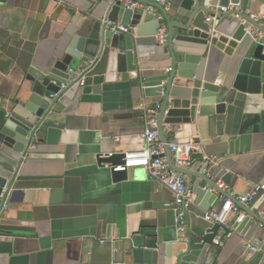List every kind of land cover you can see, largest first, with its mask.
Listing matches in <instances>:
<instances>
[{"label": "crops", "instance_id": "crops-1", "mask_svg": "<svg viewBox=\"0 0 264 264\" xmlns=\"http://www.w3.org/2000/svg\"><path fill=\"white\" fill-rule=\"evenodd\" d=\"M164 1V7L172 9L184 0ZM249 2L245 13L257 15L264 26V0ZM107 6L106 0L0 4V117L22 109L29 68L49 63L83 26L90 28L101 20ZM120 20L121 14L116 24ZM238 21L221 22L219 34L228 32L230 26L236 28ZM153 24H143L141 36L136 26L128 27L129 34L116 39V52L124 50V39L130 35L138 55L152 56L159 36L165 34L162 27L150 36ZM233 54L215 50L207 61L205 74L215 75V84L222 88L221 98L219 93L216 97L225 108L203 118L196 111L192 138L199 143L190 141L193 162L179 168L192 172L183 174L195 202L187 224L192 234L206 231L211 224L203 215L219 210L222 204L219 195L196 202L193 188L204 185L201 176L214 181L227 177L223 182L234 195L264 183V96L223 87L225 75L235 69ZM159 100L144 97L129 74L119 73L116 63L101 58L80 85L60 100L55 120L36 150L19 163V156L0 145V169L7 177L15 175L12 194L0 206V240L11 244L9 253L0 252V264L174 263L186 243L176 231L173 193L139 167L129 168L124 180H115L97 157L140 151L144 108ZM167 139L172 141V134ZM118 161L114 157L105 163L117 165ZM245 208L260 217L264 194ZM241 214V206L234 204L227 225L217 232L223 234L222 244L213 240L203 264H264L261 222L237 223ZM248 244L260 251H250Z\"/></svg>", "mask_w": 264, "mask_h": 264}, {"label": "water", "instance_id": "water-1", "mask_svg": "<svg viewBox=\"0 0 264 264\" xmlns=\"http://www.w3.org/2000/svg\"><path fill=\"white\" fill-rule=\"evenodd\" d=\"M11 1L0 0V4ZM141 2L156 8L160 18L155 13L126 8L121 3L108 4L106 15L101 20H95L90 28L83 26L79 34L73 36L49 63L40 69L29 68L26 73L27 96L22 109L0 117V145L19 156V163L43 143L55 120V109L60 100L69 90L80 85L101 58L116 63L119 73L129 74L144 97L160 99L156 121L163 142H168L167 136L172 134L170 142L173 144H189L191 140L198 144L199 141L192 138L191 127L196 111L199 118L224 111V102L218 101L222 88L215 84L214 74H205L207 61L215 50L223 51L227 56L234 53L236 59L233 73L229 72L224 77V88L230 86L237 92L264 96V36H259L264 35V26L245 13L250 9L249 0H184L178 8L172 9L151 1ZM230 6L236 8L222 13L215 25L205 22V15L213 14L215 8ZM119 14V24L136 26L137 36H141L140 31L144 29L141 26L148 22H153L151 27H155L150 36H156L158 30L164 27V37L159 39L160 44L154 47L152 56L145 59L142 54L138 55L135 40L130 35L124 39V50L116 52V39L124 34L114 35L104 20L116 23ZM233 15L252 25L258 35L247 34L244 24L239 21L236 28L230 26L226 28L228 32L219 34L217 26L224 20L234 19ZM164 155L171 169L192 174L172 166L168 147ZM114 157L119 160L118 164H123V155L98 159V164ZM126 175V171L113 172L115 180H124ZM200 178L204 185L199 183L193 188L196 202L204 196L213 200L217 195H227L217 187L216 181L204 175ZM224 178L219 181L223 182ZM14 180L15 175L7 177L0 169V206L10 198ZM241 208L243 214L238 216L237 223L256 220L264 224L259 216L245 207ZM218 229L219 225L213 224L198 235L189 233L187 229L186 247L178 252L173 264H203ZM10 251L11 244L0 240V252Z\"/></svg>", "mask_w": 264, "mask_h": 264}, {"label": "built area", "instance_id": "built-area-1", "mask_svg": "<svg viewBox=\"0 0 264 264\" xmlns=\"http://www.w3.org/2000/svg\"><path fill=\"white\" fill-rule=\"evenodd\" d=\"M141 1H151L161 6L166 5L164 0H106V2L110 5L121 3L126 8L142 9L150 13H155V15L160 18V14L158 13L156 8L145 5ZM230 9V7L215 8L213 14L206 15L205 22L215 25L221 19V14L228 12V10ZM233 17L244 24L247 34H249L250 36L258 35L252 25L248 24L238 15H233ZM248 17L250 19L256 20L259 23L257 15L248 14ZM104 22L107 23V25L109 26V30L114 35L129 34L128 27H124L120 24L112 23L107 20H104ZM259 36L264 35L259 34ZM162 37H164L163 34L159 36V39H161ZM158 108V104H154L150 107L144 108L143 119L145 127L143 134L141 135L143 147L140 151L128 152L123 154V164L113 165L111 163H100V165L109 168L112 172H122L127 171L132 167H139L145 170L150 178L155 179L159 183L166 186L174 195V202L171 205L174 206L175 210L176 231L181 240L186 243L188 214L191 206L194 205L195 202L192 190L187 185L184 175L170 168L164 153L166 147H168L170 152V162L172 166L175 168H188L193 162L192 156L194 153V149L190 143L180 145L173 144L170 141L163 142L160 139L159 133L157 131L156 121ZM97 157L98 159L111 158L113 157V153L100 154ZM208 161L209 164L211 160ZM202 170L206 172L205 168H203ZM216 185L227 195H219L222 196V207L219 210L205 213L203 215V218L211 225L218 224L219 227L227 225V217L234 204H238L241 207H248L249 205L254 203L260 195L264 194V183L256 184L250 192L241 195H234L233 193L229 192L228 186L221 181H216ZM166 205L169 206L170 204ZM260 217L264 219V212H260ZM260 226L264 230V224L260 223ZM227 235H229V233H227ZM214 239L218 245L222 244L221 242L223 240V234H216ZM247 247L252 252L260 251V248L251 244H248Z\"/></svg>", "mask_w": 264, "mask_h": 264}]
</instances>
